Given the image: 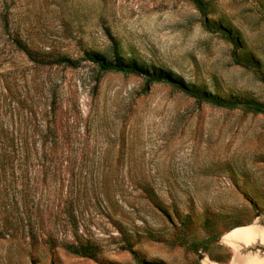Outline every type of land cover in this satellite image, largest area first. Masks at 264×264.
<instances>
[{"label":"rangeland","instance_id":"1","mask_svg":"<svg viewBox=\"0 0 264 264\" xmlns=\"http://www.w3.org/2000/svg\"><path fill=\"white\" fill-rule=\"evenodd\" d=\"M203 1L242 63L191 0H0V264H234L264 229V114L86 56L264 102V0Z\"/></svg>","mask_w":264,"mask_h":264},{"label":"trees","instance_id":"2","mask_svg":"<svg viewBox=\"0 0 264 264\" xmlns=\"http://www.w3.org/2000/svg\"><path fill=\"white\" fill-rule=\"evenodd\" d=\"M201 13L203 17V25L211 32L219 33L227 40L231 41L234 48V60L236 63H242L243 60L238 56L237 50L239 46L238 40L233 35L232 31L221 24L211 23L208 18L207 8L208 5L203 0H191ZM5 24L7 26V19L4 17ZM88 60L97 64L101 70L104 71H117L127 74H136L142 76L147 84L152 83H168L179 88L186 95L195 98L199 102H206L217 107H223L227 109H243L247 112L262 113L264 114V102L248 101L241 99H226L219 97L211 92L199 90L193 86L188 85L182 79H177L172 76L169 72L162 68L149 69L134 61H123V60H107L103 55L97 52H86ZM68 64L72 65V60L64 58ZM138 264H156L154 262L140 261Z\"/></svg>","mask_w":264,"mask_h":264},{"label":"bare ground","instance_id":"3","mask_svg":"<svg viewBox=\"0 0 264 264\" xmlns=\"http://www.w3.org/2000/svg\"><path fill=\"white\" fill-rule=\"evenodd\" d=\"M235 245L238 259L234 264H264V257L245 254L243 250L247 245L256 242H264V229L262 227H251L238 229L228 238ZM251 254V253H250Z\"/></svg>","mask_w":264,"mask_h":264}]
</instances>
